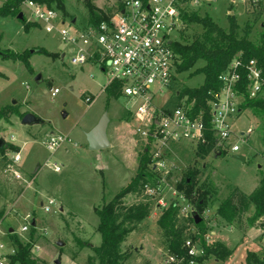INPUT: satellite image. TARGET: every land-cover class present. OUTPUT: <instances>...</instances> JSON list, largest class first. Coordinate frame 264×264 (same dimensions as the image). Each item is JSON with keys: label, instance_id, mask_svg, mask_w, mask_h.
<instances>
[{"label": "rangeland", "instance_id": "obj_1", "mask_svg": "<svg viewBox=\"0 0 264 264\" xmlns=\"http://www.w3.org/2000/svg\"><path fill=\"white\" fill-rule=\"evenodd\" d=\"M5 1L0 0V6ZM92 2L104 10L115 4L112 0ZM65 6V13L57 9L68 23L74 18L77 26L87 22L86 0H66ZM21 9L25 21L32 26L30 31L24 29V22L18 16H0V48L4 54L32 52L30 68L20 59L0 55V108L7 107L10 112L9 120H0V140L13 144L4 153L0 152V242L5 246L0 254L7 256L5 264H9L12 250L16 252L11 228L14 229L13 235L26 241L35 227L32 248L35 257L50 264L57 260L61 264H88L89 257L95 254L94 248L102 244L98 209L125 187L137 171L147 140L134 128L143 123L127 112L124 95L111 93L108 86L111 76L107 71H103L98 63L73 65L70 45L58 32H48L45 26L33 20L27 7ZM199 10V15H209L227 31L230 25L228 15H235L240 25L239 35H243L245 27L250 25L253 27L251 38L259 41L264 26V2L252 8L220 0ZM201 32L198 24L183 23L170 36L173 41H184ZM40 48L48 53L39 52ZM202 64L200 61L197 66ZM194 70L175 72L180 90L204 83L205 74H194ZM38 75H41L40 79H37ZM56 87L59 92L52 96V89ZM87 95H93L91 103L85 101ZM105 112L110 117L108 136L112 146L92 151L86 132ZM25 113H34L45 123L23 124ZM261 120L246 109L233 121L235 129L252 130L239 141L241 149L238 153L211 151L203 156L194 146L177 147L174 152L179 168L169 181L176 188H161V197H165L167 207L159 205V195L150 196L145 186L141 192L124 198L125 206L148 205L150 208V216L136 224L123 243V250L128 253L124 264H171L166 261L167 244L159 218L170 206L172 198L178 200L180 208L185 206L181 193L187 188L183 181L191 169L198 170L195 190L208 191L203 215L207 217L211 243L223 242L233 251L224 260L209 256L196 264H245L249 250L264 252V227L260 223L253 227L244 223L239 229L237 224L230 226L217 217V207L235 188L249 194L264 179ZM54 136H68L71 140L53 152L46 147L45 141ZM17 151H21L22 156L18 169L28 181L31 180L30 185L14 181L5 171ZM235 154L245 156L246 160L234 158ZM101 162L106 165L100 167ZM55 163L62 166L61 171L54 170ZM174 190L180 194H174ZM49 198L56 201L52 211L42 207ZM193 206L197 209L196 205ZM252 213L253 210L247 216ZM27 214L35 218L36 225L31 223L29 230L22 231ZM192 217L179 213L177 219L180 227L187 228L188 235L199 232Z\"/></svg>", "mask_w": 264, "mask_h": 264}, {"label": "built area", "instance_id": "obj_2", "mask_svg": "<svg viewBox=\"0 0 264 264\" xmlns=\"http://www.w3.org/2000/svg\"><path fill=\"white\" fill-rule=\"evenodd\" d=\"M112 1L115 4L111 7L108 19L100 23L87 21L80 26H77V21L68 23L55 7L33 0H27L22 6L28 8L33 20L45 26L48 32L57 31L61 39L70 45V61L73 65L98 63L111 76L109 87L115 82L119 83L117 90L127 98V112L143 123L134 129L147 140L146 146L151 157L149 165L156 175L155 181L146 183V192L150 196L159 195V205L167 207L168 202L165 197H161V188H176L169 181L179 168L174 152L177 147L194 146L199 149L212 146V152L218 153L240 151L239 141L250 135L252 130L234 127L245 100L238 85L242 83L244 69L249 80V96L257 97L264 86L263 70L255 59L248 62L234 59L219 76L221 87L209 93L212 96L208 101L209 110L204 106L196 107L195 100L189 101L188 96L179 97L180 89L175 78L179 59L173 50L170 35L183 24L185 12H200L201 7L220 0ZM229 2L231 5L241 3L256 8L264 0ZM57 92L58 87L52 89V96ZM93 99V95L85 97L87 103ZM70 140L68 136H54L47 139L45 145L54 152ZM21 159V151L15 152L5 171L14 180L30 185L31 180L28 181L18 169ZM61 169L62 166L55 163L54 170L59 172ZM174 194L179 195L180 192L174 190ZM181 198L186 204L179 207L180 214L194 216L197 209L189 203L184 193H181ZM55 204V199L49 198L42 207L52 211ZM24 218L27 223L21 229L27 231L35 218L31 214ZM198 233L191 234L185 241L188 255L192 258L188 264H196V258L205 255L204 246L193 238ZM206 241L211 243L212 236L207 234ZM4 249V244L0 242V250ZM11 253L14 254L15 249ZM6 258V255L0 254V264H5ZM166 261L184 264L185 258L167 255Z\"/></svg>", "mask_w": 264, "mask_h": 264}, {"label": "trees", "instance_id": "obj_3", "mask_svg": "<svg viewBox=\"0 0 264 264\" xmlns=\"http://www.w3.org/2000/svg\"><path fill=\"white\" fill-rule=\"evenodd\" d=\"M27 0H6L0 6V16L16 15L22 12V5ZM36 3L44 4L48 7H56L66 12V0H33ZM88 11L87 21L100 23L108 19L111 7L107 10L97 7L92 0H86ZM229 30H225L209 15L201 16L198 12H185L183 14V23L198 24L201 27V34L195 35L190 40L173 41L172 47L176 55H178V71L191 70L195 68L193 73H204V83L196 88H184L180 90L179 97L188 96L189 101L195 100V106H204L209 110L208 101L212 98L209 94L211 91L221 87L219 76L226 71L234 59H241L248 62L251 59L257 60L259 66L263 70L264 75V26L260 33L259 41L251 38L252 26L247 25L243 35H239L240 25L235 15L229 14ZM24 22V29L30 31L31 24ZM36 51V50H35ZM39 52L48 53L46 49L40 48ZM31 51L26 50L22 54H4V57H12L13 59L22 60L27 67H31L30 57ZM202 61L203 64L197 66ZM249 80L247 72L243 69L242 83L238 85L241 94L245 100L241 104V109H250L254 115L262 120V131L264 137V86L262 92L257 97H250L248 91ZM119 83L111 85V93L119 96L117 86ZM9 110L7 107L0 108V120H9ZM129 116H127L128 118ZM13 147V144L0 146V152L4 153L6 149ZM203 156H207L212 151V146L200 147L198 149ZM224 153V152H222ZM221 153V154H222ZM149 147L146 146L141 152L137 171L130 182L123 187L112 199L106 201L101 208L98 209L100 222L98 231L102 234V244L94 248L95 254L89 257L88 264H124L128 258V253L123 250V243L128 236L134 231L136 224L142 222L150 216V208L148 205L125 206L124 198L131 193H139L142 191L146 183L155 181L156 175L150 167ZM198 170L191 169L184 178V184L187 188L184 190L185 197L189 203L196 205L197 212L201 218L199 222L193 216L192 220L198 228L199 233L193 238L198 240L205 248V255L196 258L197 262L214 256L218 260H224L229 257L233 251L225 243L216 241L207 243L206 236L209 234L208 223L203 215L206 208L207 190H195V178ZM179 188L182 189L181 186ZM253 210L250 216L248 213ZM180 213L177 200L170 201V206L164 209L159 218V225L163 230L166 244L167 255L184 257L185 263L188 264L192 259L188 255L185 241L190 235L186 233L185 227L178 225V216ZM217 217L221 218L226 224L233 226L237 224L239 229L243 228L245 223L248 227H253L260 223L264 227V179L249 194L235 188L228 198L223 200L217 207ZM191 218V217H190ZM186 219V218H184ZM187 221V219H186ZM35 226V225H34ZM29 240L23 241L18 236L12 234L16 252L9 256V264H50L45 260L39 259L33 255L32 248L34 245V233ZM185 230V231H184ZM55 264V263H51ZM245 264H264V252L249 250L246 255Z\"/></svg>", "mask_w": 264, "mask_h": 264}, {"label": "water", "instance_id": "obj_4", "mask_svg": "<svg viewBox=\"0 0 264 264\" xmlns=\"http://www.w3.org/2000/svg\"><path fill=\"white\" fill-rule=\"evenodd\" d=\"M18 18L21 20L24 19V13L20 12L18 15ZM76 19H73V22H75ZM35 50V49H34ZM33 50V51H34ZM0 55H4V52L0 48ZM63 56H65V53H63ZM41 75L37 76V79H40ZM23 124L26 125H33V124H43L45 121L39 117L38 115L34 113H25L22 117ZM110 122V117L108 115V112H105L99 122L88 132H86L87 141L89 145V149L92 151H101L107 148H110L112 146V143L110 141V138L108 136V126ZM4 141L0 140V146H3ZM220 154V153H219ZM234 158L240 159L242 161H245V156L241 154H235ZM106 164L104 162L100 163V167H104ZM194 217L196 218V221L199 222L201 220L199 214L196 212L194 214ZM33 225H36V222L33 221ZM14 229L11 228L10 232H13ZM60 245H63L62 242L59 243ZM55 264H61L60 260H57L54 262Z\"/></svg>", "mask_w": 264, "mask_h": 264}, {"label": "crops", "instance_id": "obj_5", "mask_svg": "<svg viewBox=\"0 0 264 264\" xmlns=\"http://www.w3.org/2000/svg\"><path fill=\"white\" fill-rule=\"evenodd\" d=\"M62 56H63V54H62ZM221 154V153H220ZM9 175V174H8ZM11 176V175H10ZM11 178H12V176H11ZM13 179V178H12ZM14 180V179H13ZM14 181H16V180H14Z\"/></svg>", "mask_w": 264, "mask_h": 264}]
</instances>
